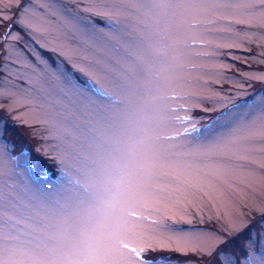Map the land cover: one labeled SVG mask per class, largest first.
Masks as SVG:
<instances>
[{
  "label": "snow or ice",
  "instance_id": "obj_1",
  "mask_svg": "<svg viewBox=\"0 0 264 264\" xmlns=\"http://www.w3.org/2000/svg\"><path fill=\"white\" fill-rule=\"evenodd\" d=\"M255 84L264 0H0V264H264V95L233 98Z\"/></svg>",
  "mask_w": 264,
  "mask_h": 264
},
{
  "label": "rangeland",
  "instance_id": "obj_2",
  "mask_svg": "<svg viewBox=\"0 0 264 264\" xmlns=\"http://www.w3.org/2000/svg\"><path fill=\"white\" fill-rule=\"evenodd\" d=\"M191 42V41H189ZM44 55L48 56L49 59L55 60V57L52 56L49 53H44ZM252 55H255V53H252ZM235 63V62H234ZM239 67L243 68L244 65H238ZM255 66V65H254ZM235 72H233V75ZM79 75V74H78ZM214 87H220L219 85H214ZM223 88L225 91H235V90H230L228 84H224ZM257 92L260 93V95H264V87H262L260 84H255L253 87L249 88L247 96H245L242 92L238 96H234L233 98L236 100L237 104H240L245 98L251 99L253 95H255ZM196 115L198 117H215L217 113H201L197 112ZM8 121L9 129L7 133L9 134L10 130L13 132V134L18 135L20 134L19 138H16V140L9 141L8 140V135L5 136V139L8 140L9 142L13 144H17L15 152L16 154H19L22 150H26L28 153L31 154L30 159H31V164L35 169L36 172V167L45 165V166H51L54 168L55 173L51 178L55 179L59 175V167H58V161L53 158L52 156H49L45 154L42 150L40 149L41 146V141L37 138H34L31 134V130L27 127H24L22 125L16 124L13 122L6 114L4 117ZM205 122H208L207 120ZM12 128V129H11ZM25 136L26 140L23 139ZM48 164V165H47ZM254 167V165H253ZM225 191L227 192V196H230L232 198H236V193L232 192L230 189L225 188ZM227 198V197H226ZM207 202V201H206ZM223 203H221L220 211H224ZM215 213H213V216ZM249 219L253 220L254 222V232H259L260 231V224H257L256 221L260 219L259 217V211L256 209H252V215L248 217ZM177 227H182L188 231H197V232H202V231H216L219 229L220 225L219 223L215 220H209V216L207 213L204 215L203 221L200 220V217L197 216L192 225H188L187 223H181L180 225H177ZM248 233L245 231L244 233H241L240 235L234 236V237H228V243L225 246L229 251L237 252L239 249L245 244L246 237ZM165 255H168V253H165ZM173 259L171 260L170 264H193L195 261V257L189 256V257H184L175 253L171 254ZM158 264H163V262H159Z\"/></svg>",
  "mask_w": 264,
  "mask_h": 264
},
{
  "label": "trees",
  "instance_id": "obj_3",
  "mask_svg": "<svg viewBox=\"0 0 264 264\" xmlns=\"http://www.w3.org/2000/svg\"><path fill=\"white\" fill-rule=\"evenodd\" d=\"M10 126V125H9ZM9 129V128H8ZM12 129V128H11ZM6 135H8V140L9 141H13V140H16V138H19V136H20V134H18V135H15V134H13V132L10 130V132H9V134L7 133ZM16 137V138H15ZM23 139L24 140H26V138H25V136L23 137ZM13 143H15V142H13ZM16 146H17V144H15ZM48 165V164H47ZM48 168L50 169V173H54L53 172V167H51V166H48ZM53 168V169H52ZM37 173V172H36ZM37 174H39V173H37ZM53 174H51V176H52Z\"/></svg>",
  "mask_w": 264,
  "mask_h": 264
}]
</instances>
